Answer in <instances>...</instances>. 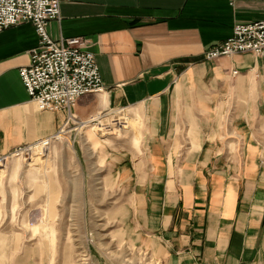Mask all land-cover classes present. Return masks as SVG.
<instances>
[{"label":"crops","instance_id":"crops-1","mask_svg":"<svg viewBox=\"0 0 264 264\" xmlns=\"http://www.w3.org/2000/svg\"><path fill=\"white\" fill-rule=\"evenodd\" d=\"M262 20L264 0H69L49 26L54 40L86 41L105 86L75 118L142 119L106 162L126 237L156 264H264V58L205 59L236 24ZM38 46L31 23L0 33V154L66 126L21 80Z\"/></svg>","mask_w":264,"mask_h":264},{"label":"rangeland","instance_id":"rangeland-1","mask_svg":"<svg viewBox=\"0 0 264 264\" xmlns=\"http://www.w3.org/2000/svg\"><path fill=\"white\" fill-rule=\"evenodd\" d=\"M131 113L95 116L115 117L108 126L74 119L45 155L0 165V264H156L126 237V194L106 162L141 136Z\"/></svg>","mask_w":264,"mask_h":264},{"label":"built area","instance_id":"built-area-1","mask_svg":"<svg viewBox=\"0 0 264 264\" xmlns=\"http://www.w3.org/2000/svg\"><path fill=\"white\" fill-rule=\"evenodd\" d=\"M66 1L69 0H0V33L31 23L39 37L31 64L20 69L26 91L41 111H66L68 114L66 126L57 134L0 154V165L14 158L32 159L35 150L39 156L45 155L70 122L76 119L72 111L77 102L82 97L105 90L96 56L88 49L86 41L81 38L58 41L49 33L50 24L60 20L61 7ZM238 54L264 58V20L236 24L232 36L208 50L205 59L215 61ZM105 118L107 114L93 118L91 122L99 124Z\"/></svg>","mask_w":264,"mask_h":264},{"label":"bare ground","instance_id":"bare-ground-1","mask_svg":"<svg viewBox=\"0 0 264 264\" xmlns=\"http://www.w3.org/2000/svg\"><path fill=\"white\" fill-rule=\"evenodd\" d=\"M112 119H115V117L105 118V120L99 122L98 126H108V125H110V123L112 122ZM99 129H101V128H99ZM99 129H98V130H99ZM98 130H97V131H98ZM102 130H106V129H101V131H102ZM99 131H100V130H99ZM36 153H37V151L35 150L34 155H36Z\"/></svg>","mask_w":264,"mask_h":264}]
</instances>
